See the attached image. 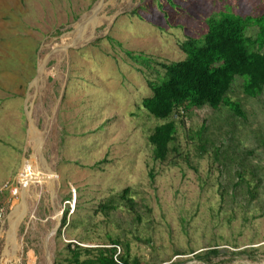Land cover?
I'll use <instances>...</instances> for the list:
<instances>
[{"label":"rangeland","instance_id":"374dc122","mask_svg":"<svg viewBox=\"0 0 264 264\" xmlns=\"http://www.w3.org/2000/svg\"><path fill=\"white\" fill-rule=\"evenodd\" d=\"M219 13L258 17L264 0H0V264H67L68 244L110 240L140 264H264V89L248 99L236 78L243 118L174 114L164 163L147 140L163 122L141 107Z\"/></svg>","mask_w":264,"mask_h":264},{"label":"trees","instance_id":"16d2710c","mask_svg":"<svg viewBox=\"0 0 264 264\" xmlns=\"http://www.w3.org/2000/svg\"><path fill=\"white\" fill-rule=\"evenodd\" d=\"M207 32L201 38H190L180 45L184 60L169 65L160 64L164 70L158 82H148L151 96L142 100L141 107L155 120L163 122L148 136L153 148V158L164 163L173 151L177 127L171 118L174 114L209 107L217 111L222 106L237 117L243 112L227 95L236 78L243 81L242 91L248 99L258 98L264 89V13L258 17H242L232 13H219L206 21ZM250 28L256 29L255 37L247 36ZM133 60L143 58L128 54ZM241 179L242 174H238ZM129 189L122 192L121 201L134 212V202ZM248 193L253 191L248 186ZM115 207L108 202L99 206L103 214ZM68 211L65 210L61 228L66 226ZM60 234V231L58 232ZM120 243L96 248H82L72 243L66 246L69 253L67 264H140L130 261L128 253L117 254ZM217 255L218 252L211 251Z\"/></svg>","mask_w":264,"mask_h":264},{"label":"bare ground","instance_id":"6f19581e","mask_svg":"<svg viewBox=\"0 0 264 264\" xmlns=\"http://www.w3.org/2000/svg\"><path fill=\"white\" fill-rule=\"evenodd\" d=\"M20 215H21V213H20V209H17L15 212H13V214L11 215V218H10V225H11V227H13L12 228V231L15 229V227L14 226H16L17 225V223H16V221H19L20 220ZM58 218L59 217H57V221H58ZM12 231H10V237L8 238L9 239V244L11 245V247L13 246V248H15L14 247V245H13V243H12V241H13V237H14V235L12 234ZM12 252H6L5 253V255L7 256V258H6V260L4 261V263H9L10 261H11V259H12V254H11Z\"/></svg>","mask_w":264,"mask_h":264},{"label":"built area","instance_id":"2783aa9c","mask_svg":"<svg viewBox=\"0 0 264 264\" xmlns=\"http://www.w3.org/2000/svg\"><path fill=\"white\" fill-rule=\"evenodd\" d=\"M117 250H118V248H117Z\"/></svg>","mask_w":264,"mask_h":264},{"label":"water","instance_id":"95a60500","mask_svg":"<svg viewBox=\"0 0 264 264\" xmlns=\"http://www.w3.org/2000/svg\"><path fill=\"white\" fill-rule=\"evenodd\" d=\"M55 232V231H54Z\"/></svg>","mask_w":264,"mask_h":264}]
</instances>
